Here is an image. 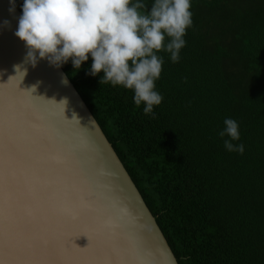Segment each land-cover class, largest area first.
I'll return each mask as SVG.
<instances>
[{"label":"trees","instance_id":"obj_1","mask_svg":"<svg viewBox=\"0 0 264 264\" xmlns=\"http://www.w3.org/2000/svg\"><path fill=\"white\" fill-rule=\"evenodd\" d=\"M140 2L150 11L154 0ZM191 11L180 61L158 53L155 119L131 90L90 75L91 57L61 68L178 264H264V0H192ZM225 118L239 124L243 155L224 147Z\"/></svg>","mask_w":264,"mask_h":264},{"label":"water","instance_id":"obj_2","mask_svg":"<svg viewBox=\"0 0 264 264\" xmlns=\"http://www.w3.org/2000/svg\"><path fill=\"white\" fill-rule=\"evenodd\" d=\"M12 7L0 0V264H178L62 68L25 62Z\"/></svg>","mask_w":264,"mask_h":264},{"label":"clouds","instance_id":"obj_3","mask_svg":"<svg viewBox=\"0 0 264 264\" xmlns=\"http://www.w3.org/2000/svg\"><path fill=\"white\" fill-rule=\"evenodd\" d=\"M144 9L140 0H24L15 35L33 67L40 60L56 68L71 61L80 70L91 57L90 75L103 73L101 85L131 90L135 105L143 104L144 114L155 119L154 107L164 99L156 90L164 64L158 53L180 61L193 27L192 0H154L150 11ZM224 125L219 136L230 137L224 147L243 155L244 144L233 143L241 139L238 122L225 118Z\"/></svg>","mask_w":264,"mask_h":264}]
</instances>
